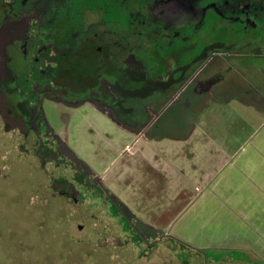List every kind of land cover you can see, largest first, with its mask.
I'll use <instances>...</instances> for the list:
<instances>
[{
  "label": "flooded vegetation",
  "instance_id": "obj_1",
  "mask_svg": "<svg viewBox=\"0 0 264 264\" xmlns=\"http://www.w3.org/2000/svg\"><path fill=\"white\" fill-rule=\"evenodd\" d=\"M3 27L14 35L6 45L10 73L0 79L3 126L33 141L36 156L71 172L79 160L48 120L46 102L64 112L63 129L76 110L97 108L121 126L152 132L170 107L188 120L209 98L226 100L215 91L226 79L223 58L241 62L230 65L237 73L264 70L247 62L264 59V0H0ZM240 86L242 103H264L263 79L248 77ZM71 172L58 177L67 186L61 192L77 199L83 189L85 201L93 199L90 207H115L98 177L79 184ZM94 183L111 205L91 196ZM117 206L128 235L144 237L143 224ZM199 255L195 264L212 262Z\"/></svg>",
  "mask_w": 264,
  "mask_h": 264
},
{
  "label": "crops",
  "instance_id": "obj_2",
  "mask_svg": "<svg viewBox=\"0 0 264 264\" xmlns=\"http://www.w3.org/2000/svg\"><path fill=\"white\" fill-rule=\"evenodd\" d=\"M226 102L216 104L213 111L218 113H207L210 108L205 107L200 114H190L185 124L193 118L195 123L172 135L121 126L97 108L76 110L68 128L58 132L75 155L81 137L80 148L90 149L86 165L91 176L98 177L138 222L158 229L163 237L190 243L192 263L198 250L220 247H238L264 261V137L242 140L240 132L249 130V121L246 118L242 128L237 119L222 118L235 110ZM253 105L241 102L237 115H256ZM100 208L91 206L106 210ZM113 214L115 233L137 246L145 237L146 250L152 249L155 241L148 232L144 237L128 235L125 218Z\"/></svg>",
  "mask_w": 264,
  "mask_h": 264
},
{
  "label": "rangeland",
  "instance_id": "obj_3",
  "mask_svg": "<svg viewBox=\"0 0 264 264\" xmlns=\"http://www.w3.org/2000/svg\"><path fill=\"white\" fill-rule=\"evenodd\" d=\"M223 59L221 63L228 61L226 64H229L220 67L226 79L215 87V91L217 96L226 99V104L235 110L228 112V115L222 118L237 119L242 128L247 118L250 128L247 132L244 130L240 132L242 140L248 139L246 142L260 140L264 137V103L260 105L259 100L255 99L252 109L257 112L256 115L240 116L237 112L243 101L237 98L244 96V87L240 85L244 84L248 77L264 80V70L253 72L238 68L237 73L231 66L237 67L240 61L234 58ZM247 62L251 66L264 65V59L257 57ZM261 92L264 93V86ZM231 97L233 99H229ZM219 103L221 101L216 102L213 97L209 98L206 107L210 109L207 113H218L213 109ZM222 103L224 105V102ZM174 109L178 108L170 107L155 123L152 133L164 130L172 135L188 130L190 124L195 123L193 118L190 123L185 124L186 118L172 112ZM45 111L54 129L60 131L64 112L60 110L59 105L48 101L45 104ZM77 139L79 143L74 147L79 154L76 156L81 160L82 165L87 166L86 163L90 162L88 154L90 149L85 151L80 148L81 137ZM32 142L19 132L5 129L0 118V264H195L191 262V257L195 254L192 250L194 247L190 243L175 240L173 234L172 237H163L158 229L151 230L149 226L143 225L148 237L155 241L152 249L146 250L145 237L142 241H138V246L128 240L126 242L125 237H120L123 235L114 231L116 219L114 220L113 213L117 212L118 206L109 202L110 197L104 195L99 184H91L92 187L98 188L91 196L102 201L105 199L107 204L115 206L104 212L91 209L89 205L94 204L93 199L85 201L86 194L84 195L83 189L77 188V199L61 192V188L67 186L58 177L63 175L69 178L68 173L71 172L69 166L58 167L55 161H44L40 156H36L32 150ZM99 147L104 151L106 146L100 143ZM44 153L50 154L48 151ZM75 170L76 172H71V176L75 174L73 178H76L79 184L91 182L88 171L78 167ZM72 183L75 184L73 180ZM106 214L112 215L111 220L105 217ZM189 231L194 232L196 229ZM208 232L211 234V230ZM120 238L123 239L124 244L120 243ZM198 251L207 255L212 261L210 264H228L231 259L242 261L248 259L238 247L229 250L220 247ZM197 256L200 258L199 254ZM249 256L251 262L248 260L242 262L243 264L261 263L259 259H251L258 256L254 254ZM200 263L202 260L196 262V264Z\"/></svg>",
  "mask_w": 264,
  "mask_h": 264
},
{
  "label": "water",
  "instance_id": "obj_4",
  "mask_svg": "<svg viewBox=\"0 0 264 264\" xmlns=\"http://www.w3.org/2000/svg\"><path fill=\"white\" fill-rule=\"evenodd\" d=\"M14 38V35L3 27L0 30V79L7 76L10 73V69L7 63V50L6 45ZM237 264V263H228Z\"/></svg>",
  "mask_w": 264,
  "mask_h": 264
},
{
  "label": "trees",
  "instance_id": "obj_5",
  "mask_svg": "<svg viewBox=\"0 0 264 264\" xmlns=\"http://www.w3.org/2000/svg\"><path fill=\"white\" fill-rule=\"evenodd\" d=\"M80 163V164H79ZM77 165L78 166H76V167H78V168H84L86 171H88L90 174H91V171H90V169L87 167V166H85V165H82V162H79ZM113 196V200H114V202H115V204H118V205H120L121 207H122V211L126 214V213H129V214H131V212L129 211V209L126 207V205H124V203H122L118 198H116V196H114V195H112ZM146 227V226H145ZM151 245V244H150Z\"/></svg>",
  "mask_w": 264,
  "mask_h": 264
}]
</instances>
